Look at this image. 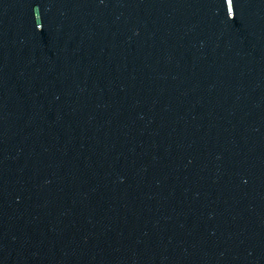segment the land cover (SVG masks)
Listing matches in <instances>:
<instances>
[{
  "label": "water",
  "instance_id": "95a60500",
  "mask_svg": "<svg viewBox=\"0 0 264 264\" xmlns=\"http://www.w3.org/2000/svg\"><path fill=\"white\" fill-rule=\"evenodd\" d=\"M0 60L156 107L264 119V0H0Z\"/></svg>",
  "mask_w": 264,
  "mask_h": 264
}]
</instances>
